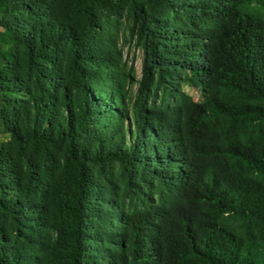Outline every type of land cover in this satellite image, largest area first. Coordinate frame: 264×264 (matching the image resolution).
I'll return each mask as SVG.
<instances>
[{"label":"trees","instance_id":"trees-1","mask_svg":"<svg viewBox=\"0 0 264 264\" xmlns=\"http://www.w3.org/2000/svg\"><path fill=\"white\" fill-rule=\"evenodd\" d=\"M120 3L144 50L140 92L155 61L159 81L181 70L200 99L179 90L171 106L145 95L135 104L113 42L86 48L42 0L12 4L28 17L10 40L30 57L63 37L72 62L95 63L74 91L53 87L0 114L17 143L48 158L63 147L71 166L69 193L54 204L50 264H264V0H69L89 31L96 8ZM131 165L158 181L140 207L120 175ZM23 209L13 197L0 212L18 229ZM0 264L36 263L7 247Z\"/></svg>","mask_w":264,"mask_h":264},{"label":"rangeland","instance_id":"rangeland-1","mask_svg":"<svg viewBox=\"0 0 264 264\" xmlns=\"http://www.w3.org/2000/svg\"><path fill=\"white\" fill-rule=\"evenodd\" d=\"M0 0V114L19 107L23 110L27 101L39 94H47V89L66 86L75 89L82 80L80 70L94 68L95 63L79 59L78 64L71 61L68 40L61 37L54 49H48L41 55L27 54L22 45L10 40L13 28L19 20L27 18L26 12H17L12 4L17 0ZM58 21L66 22L77 32L86 48L92 44L101 45L113 42L120 52L121 62L127 74L129 95L135 104L140 98L148 103L172 105L179 90L190 93L200 99V91L188 85L181 70L175 71L174 78L158 80V63L153 61L147 76L144 92H140V81L144 77V50L136 36L132 34V10L126 3H120L112 9L96 8V29L85 28L81 14L72 9L69 0H42ZM165 12L155 16V25L159 24ZM22 28L19 27V30ZM105 45V44H104ZM35 53V49H34ZM52 69L59 70L51 83L48 74ZM94 84V80L86 82ZM53 92V91H52ZM35 172L31 174V169ZM130 176L132 205L141 206L142 200L154 197L157 179L143 172L139 166L131 165L120 169V175ZM20 176V180L11 176ZM72 169L65 164L63 147L48 158L42 146H33L30 142L19 144L3 123L0 116V210L4 203L13 197L23 208H28L23 223L16 229L8 215L0 212V252L5 255L7 247H12L20 255H34L36 264H50V246L55 239L52 219L54 204L66 199L71 187ZM30 207V208H29ZM32 210V211H30ZM29 217L36 219L29 221ZM28 223V224H27Z\"/></svg>","mask_w":264,"mask_h":264}]
</instances>
